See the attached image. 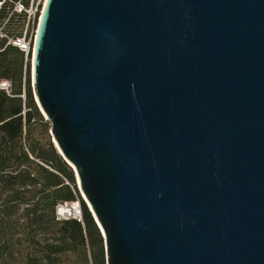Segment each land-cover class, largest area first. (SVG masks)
Returning a JSON list of instances; mask_svg holds the SVG:
<instances>
[{"label":"water","instance_id":"water-1","mask_svg":"<svg viewBox=\"0 0 264 264\" xmlns=\"http://www.w3.org/2000/svg\"><path fill=\"white\" fill-rule=\"evenodd\" d=\"M31 66L107 264H264V0H46Z\"/></svg>","mask_w":264,"mask_h":264},{"label":"trees","instance_id":"trees-1","mask_svg":"<svg viewBox=\"0 0 264 264\" xmlns=\"http://www.w3.org/2000/svg\"><path fill=\"white\" fill-rule=\"evenodd\" d=\"M2 79L13 87L12 95L0 89V264H72V256L84 264H107L104 237L73 169L52 142L31 136L36 116H43L31 86L30 59L15 47L0 51ZM76 199L83 220L57 219L56 205Z\"/></svg>","mask_w":264,"mask_h":264},{"label":"built area","instance_id":"built-area-1","mask_svg":"<svg viewBox=\"0 0 264 264\" xmlns=\"http://www.w3.org/2000/svg\"><path fill=\"white\" fill-rule=\"evenodd\" d=\"M45 1L0 0V51L9 46L15 47L25 54V61L30 59L32 64L35 37ZM25 78L24 75V81ZM12 87L9 79L0 80V89L5 90L7 94L12 95ZM25 111L26 109L23 111L24 114ZM23 133L26 135V127ZM55 213L59 220L71 218L83 220L79 199L59 202Z\"/></svg>","mask_w":264,"mask_h":264},{"label":"rangeland","instance_id":"rangeland-1","mask_svg":"<svg viewBox=\"0 0 264 264\" xmlns=\"http://www.w3.org/2000/svg\"><path fill=\"white\" fill-rule=\"evenodd\" d=\"M31 73H32V66H31ZM31 86H32V82H31ZM35 98V97H34ZM36 101V100H35ZM39 108V106H38ZM42 116H43V119H40L39 116H36V120L33 122L32 124V135L33 137L37 138V139H41L42 142L45 144V145H48L49 142H52L53 143V146L55 147L56 151L61 155V153L59 152V150L56 148L55 146V143H54V139H53V134H52V129H51V123L50 121L47 120V117L44 115V113L41 111V109L39 108ZM28 142L26 141V144ZM62 156V155H61ZM62 158L64 159V157L62 156ZM65 160V159H64ZM66 161V160H65ZM67 162V161H66ZM68 163V162H67ZM69 165V164H68ZM70 166V165H69ZM71 167V166H70ZM72 168V167H71ZM31 171L32 173L35 171L33 170L34 169V166L32 165L31 166ZM73 169V168H72ZM74 171V175H75V181H76V184H77V187H78V190H79V185H78V181H77V177H76V172L75 170L73 169ZM80 192V190H79ZM80 195L82 197V199L84 200L81 192H80ZM85 201V200H84ZM86 202V201H85ZM87 204V203H86ZM72 260L74 263L72 264H84L83 260H82V257L81 256H72Z\"/></svg>","mask_w":264,"mask_h":264},{"label":"bare ground","instance_id":"bare-ground-1","mask_svg":"<svg viewBox=\"0 0 264 264\" xmlns=\"http://www.w3.org/2000/svg\"><path fill=\"white\" fill-rule=\"evenodd\" d=\"M42 111H43V110H42ZM43 113H44V112H43ZM44 114H45V113H44ZM53 139H54V142H55V144H56V146H57L59 152L62 153V151L60 150V148H59V146H58V144H57L56 139H55V138H53ZM77 181H79L78 177H77ZM71 211H72V213H73V209H72Z\"/></svg>","mask_w":264,"mask_h":264}]
</instances>
